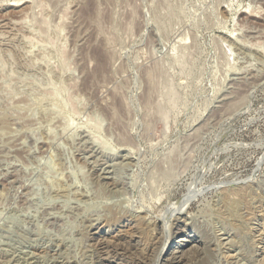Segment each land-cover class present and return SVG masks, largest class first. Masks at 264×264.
I'll list each match as a JSON object with an SVG mask.
<instances>
[{"label":"rangeland","instance_id":"rangeland-1","mask_svg":"<svg viewBox=\"0 0 264 264\" xmlns=\"http://www.w3.org/2000/svg\"><path fill=\"white\" fill-rule=\"evenodd\" d=\"M263 232L264 0H0V264H264Z\"/></svg>","mask_w":264,"mask_h":264},{"label":"bare ground","instance_id":"bare-ground-1","mask_svg":"<svg viewBox=\"0 0 264 264\" xmlns=\"http://www.w3.org/2000/svg\"><path fill=\"white\" fill-rule=\"evenodd\" d=\"M103 175V174H102ZM104 176V175H103ZM235 187V186H234ZM240 192V191H239ZM244 192V191H243ZM239 194H241V193H239ZM229 195V194H228ZM235 195V194H234ZM244 195V194H243ZM238 196V195H237ZM244 196H242V198H243ZM238 198V197H237ZM241 198V199H242ZM242 200H244V199H242ZM239 201V200H238ZM186 202V201H185ZM246 205H248V203L246 204ZM256 206V205H255ZM261 207V206H260ZM249 209V208H248ZM251 210V209H250ZM262 211V210H261ZM182 213V212H181ZM180 213V214H181ZM165 214V213H164ZM251 215V214H250ZM253 215V214H252ZM179 216V215H178ZM178 218V217H177ZM154 221V220H153ZM130 222V221H129ZM143 224V223H142ZM145 225V224H144ZM136 227V226H135ZM141 228V227H140ZM139 228V229H140ZM144 228V227H143ZM150 228V227H149ZM178 228V227H177ZM156 229V228H155ZM186 230V229H185ZM159 231V230H158ZM164 231V230H163ZM183 231V230H182ZM187 231V230H186ZM163 233V232H162ZM132 234V233H131ZM153 234V233H152ZM107 235V234H106ZM136 235V234H135ZM259 235V234H258ZM261 235V234H260ZM137 236V235H136ZM165 237V236H164ZM263 237H264V232H263ZM162 238V237H161ZM110 239V238H109ZM167 240H169V238L167 239ZM175 240V239H174ZM264 240V239H263ZM100 241V240H99ZM109 242V241H108ZM164 242V241H163ZM224 242V241H223ZM226 242V241H225ZM110 243H111V240H110ZM165 243V242H164ZM230 243V242H229ZM118 244V243H117ZM163 244V243H162ZM167 244L168 243H166V244H164L163 246L164 247H159L161 250H160V256H162L163 255V253H164V251H165V249L167 248ZM226 244V243H225ZM225 244H223V245H225ZM120 245H121V243H120ZM123 245V244H122ZM175 245H177V246H189V247H191V248H194V247H199V244L195 241V240H190L189 238L187 239L186 237H185V239H179L177 242H175V243H173L172 244V246H170L169 248H168V253L167 254H169V255H172L173 257H174V261L175 260H177L178 261V259L180 258L178 255H177V252L179 251L178 249H177V252H174V250L176 249V246ZM201 245V244H200ZM111 247V246H110ZM117 247V246H116ZM121 247V246H120ZM226 247V246H225ZM118 248H119V246H118ZM117 248V249H118ZM173 248H174V250H173ZM190 248V249H191ZM123 249V248H122ZM199 249V248H198ZM159 250V249H158ZM115 251V250H114ZM120 251V250H119ZM176 251V250H175ZM185 251V250H184ZM188 251V250H187ZM122 252V251H121ZM110 253V252H109ZM184 253V252H183ZM188 253V252H187ZM191 253V252H190ZM159 254H158V256H159ZM109 255V254H108ZM116 255V254H115ZM176 255L178 256V257H176ZM105 256V255H104ZM234 256V255H233ZM120 258V257H119ZM122 258V257H121ZM233 258V257H232ZM260 258H261V256H260ZM263 258V257H262ZM158 259H160L159 257H158ZM158 259H157V261H158ZM239 260V259H238ZM257 261V260H256ZM239 262V261H238ZM118 263V262H117ZM121 263V262H120ZM237 263V262H236ZM243 263V262H242ZM261 264V263H260Z\"/></svg>","mask_w":264,"mask_h":264}]
</instances>
